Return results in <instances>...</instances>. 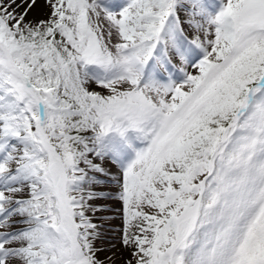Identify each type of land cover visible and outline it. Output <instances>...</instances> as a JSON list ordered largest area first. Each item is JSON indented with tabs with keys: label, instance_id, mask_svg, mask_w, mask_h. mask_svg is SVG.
I'll return each mask as SVG.
<instances>
[{
	"label": "snow or ice",
	"instance_id": "1",
	"mask_svg": "<svg viewBox=\"0 0 264 264\" xmlns=\"http://www.w3.org/2000/svg\"><path fill=\"white\" fill-rule=\"evenodd\" d=\"M0 264H264V0H0Z\"/></svg>",
	"mask_w": 264,
	"mask_h": 264
}]
</instances>
